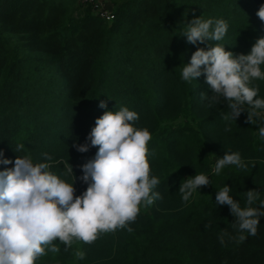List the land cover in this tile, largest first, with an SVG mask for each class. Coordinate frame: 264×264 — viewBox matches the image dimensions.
<instances>
[{
    "label": "trees",
    "instance_id": "1",
    "mask_svg": "<svg viewBox=\"0 0 264 264\" xmlns=\"http://www.w3.org/2000/svg\"><path fill=\"white\" fill-rule=\"evenodd\" d=\"M261 5L264 0H113L107 20L86 0H0V151L13 161L0 164V171L29 156L34 164L49 163L48 171L82 194L87 184L79 179L80 166L98 148L80 153L73 144L86 142L105 111L127 107L139 116L134 127L151 134L148 161L160 180L153 191L162 199L141 206L128 225L133 232L101 233L92 244L74 240L67 251L57 240L59 252L46 249L35 264H264V217L257 235L244 233L238 244L235 217L215 203L225 185L241 207L248 190L259 193L253 207L264 200V109L255 124L246 123V112L225 121L227 104L207 107L213 92L205 77H181L198 47L218 44L249 54L264 38L256 14ZM199 17L224 20V38L188 43L183 34ZM252 86L264 99V80ZM18 144L24 148L15 152ZM226 152L239 153L247 168L229 165L214 174L213 162ZM71 166L73 174H66ZM197 174L208 176L210 185L185 204L179 187ZM222 232L228 233L223 245Z\"/></svg>",
    "mask_w": 264,
    "mask_h": 264
},
{
    "label": "clouds",
    "instance_id": "2",
    "mask_svg": "<svg viewBox=\"0 0 264 264\" xmlns=\"http://www.w3.org/2000/svg\"><path fill=\"white\" fill-rule=\"evenodd\" d=\"M264 22V5L257 11ZM228 30L227 23L220 19L203 20L194 18L183 36L193 45L209 41H220ZM264 38L256 40L249 54L235 55L220 45L197 48L190 62L182 69L181 77L186 82L196 80L202 75L212 89L213 95L207 97L213 107L227 104L230 114L225 121L237 120L247 113L246 123L255 124L264 109V99L256 98L259 89L252 86L255 80H264ZM205 99V93H201ZM100 108L106 109L107 102L101 100ZM247 106V107H245ZM139 116L127 107L118 111H105L96 119L95 126L86 137L84 144H73L80 153H86L97 147L95 156L82 164L83 175L79 179L87 184L82 194L76 195L74 182L69 183L52 174L49 163H33L31 157H16L14 167L0 171V264H35L46 255V249L56 253L59 241L65 245V251L74 240L85 244L94 243L101 233H114L118 229L133 228L128 225L135 222L141 205L151 206L162 199L159 192L153 191L160 180L151 176L148 161V142L151 134L147 128L138 129L133 122ZM225 132H231L226 125ZM259 136L264 138V127H259ZM24 148L18 144L15 152ZM48 161L52 157L43 154ZM3 158L0 151V164H12ZM229 165L246 169L239 153H224L218 159L213 173L218 175ZM73 174V167L67 173ZM76 179V178H75ZM210 185L208 176L197 174L188 178L180 187L185 204L199 188ZM231 188L225 185L217 191L215 203L227 205L235 217L233 228L238 235L236 243L246 240L244 233L256 236L260 218L264 217V200H259L257 190L246 191V206L229 195ZM211 227V221L205 228ZM227 232H222L220 243H225ZM80 259L83 252H78Z\"/></svg>",
    "mask_w": 264,
    "mask_h": 264
},
{
    "label": "built area",
    "instance_id": "3",
    "mask_svg": "<svg viewBox=\"0 0 264 264\" xmlns=\"http://www.w3.org/2000/svg\"><path fill=\"white\" fill-rule=\"evenodd\" d=\"M86 1L88 3H91L93 5V7H95V9H96V7H98L99 1H100L99 5H101V0H86ZM96 11H97V9H96ZM97 12L100 13V15L102 17H105L107 20H110L113 18L112 12H110L109 10H101V8H100V10Z\"/></svg>",
    "mask_w": 264,
    "mask_h": 264
},
{
    "label": "rangeland",
    "instance_id": "4",
    "mask_svg": "<svg viewBox=\"0 0 264 264\" xmlns=\"http://www.w3.org/2000/svg\"><path fill=\"white\" fill-rule=\"evenodd\" d=\"M112 1L113 0H101V5H99V3H100V1H99L98 7H96L97 11H99L101 8V10H109L110 12H112V8H113ZM216 162H217L216 160L213 162L214 163L213 167H215ZM141 206H143V205H141Z\"/></svg>",
    "mask_w": 264,
    "mask_h": 264
}]
</instances>
